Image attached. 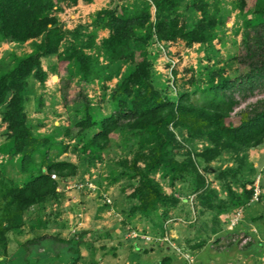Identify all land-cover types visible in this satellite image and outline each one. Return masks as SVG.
I'll return each mask as SVG.
<instances>
[{
    "label": "rangeland",
    "instance_id": "374dc122",
    "mask_svg": "<svg viewBox=\"0 0 264 264\" xmlns=\"http://www.w3.org/2000/svg\"><path fill=\"white\" fill-rule=\"evenodd\" d=\"M144 2L150 5L153 24L156 8L151 0L60 2L53 15L63 31L87 27L84 33H95L96 46L87 52L105 65L99 48L109 31L93 25L97 13L103 9L121 13L123 6L137 10ZM208 3L221 21L210 43L188 46L182 38L162 42L152 36L148 46L151 81L169 99L189 92L194 102H202L198 89L211 74L223 69L226 76L235 77L248 70L243 42L246 34L251 35L259 26L252 11L254 0H247L244 10L242 0ZM68 40L67 34L65 42ZM40 41L41 37L26 42L0 39V75L18 58L33 53ZM40 63L46 73L44 82L31 75L24 89L26 123L32 137L41 141L36 146L33 169L46 173L48 159L70 162L78 169L67 178L51 175L57 182L55 192L23 211L10 205L0 190V264H264V141L257 148L240 152L247 157L242 163L232 151L204 162L196 154L206 143L190 142L185 132L175 130L180 145L174 143L170 148L172 156L180 164L189 159L192 163L175 175L167 170L152 174L150 178L170 203L142 210V204L132 198L140 186L133 174L145 166L141 155L150 154L149 146L140 143L142 135L119 130L111 134L105 148L92 151L85 146L97 129L76 125L86 119L79 107L85 99L86 112L96 121L115 111L120 99L129 100L121 85L132 71L131 65L122 62L120 75L109 81L86 83L75 64L66 69L58 54L43 57ZM11 96L0 106V170L5 182L22 187L30 173L22 170V155L10 146V131L3 120ZM263 96L256 91L242 107ZM41 151H47L49 158ZM229 168L231 172L225 173ZM199 175L205 180L204 190L213 192L208 202L201 197L203 189H197ZM243 185L246 189L259 186V200L251 198L233 208L227 186L244 197Z\"/></svg>",
    "mask_w": 264,
    "mask_h": 264
},
{
    "label": "trees",
    "instance_id": "16d2710c",
    "mask_svg": "<svg viewBox=\"0 0 264 264\" xmlns=\"http://www.w3.org/2000/svg\"><path fill=\"white\" fill-rule=\"evenodd\" d=\"M77 1L0 0L2 41L26 42L41 37L33 53L18 58L10 70L0 75V106L12 93L3 112V120L10 131V146L16 149L15 153L22 155V170L30 173L29 181L18 187L5 182L0 170V190L4 191L2 197L10 205L20 211L33 207L55 192L57 182L51 175L67 178L75 175L78 169L73 163L50 159L45 165L46 173L33 169L34 154L39 149L36 146L41 141L32 137L26 123L24 89L26 79L31 75L44 82L46 73L40 59L55 54L59 55L61 63H65L66 69L70 64H75L86 83L95 79L109 81L120 75L122 62L127 61L131 65L132 71L121 85V90L130 96L129 100L120 99L115 111L96 121L86 112L88 101L85 99L79 107L84 109L86 119L76 125L97 129L85 146V149L92 151L105 148L111 134L119 130L130 129L142 135L140 143L149 146L150 154L141 155L145 166L137 168V174H133L139 178L140 186L132 195L142 204V210L146 207L153 210L157 204L165 206L169 202V197L150 178L152 174L167 170L175 175L178 170L186 169V164L192 163L189 159L186 164H180L172 156L170 148L177 143L175 130L182 134L185 132L186 140L190 142L198 140L206 143L202 151L196 154L204 162L215 160L224 151H232L236 160L242 163L247 157L245 154L240 156V152L257 148L263 143L264 96L244 107L242 104L256 91L264 94V0H254L252 11L259 18V26L251 35L246 34L243 42V60L247 62L248 70L239 72L235 77L226 76L223 69L211 74L205 86L198 89L202 94V102L198 103L191 99L189 92L172 100L155 89L151 81L148 46L154 34L162 42L182 38L188 46L210 43L216 37L221 21L215 12H211L208 0H151L156 8V21L153 24H150V5L147 2L137 10L123 6L121 13L101 10L93 25L109 31L99 48L103 51L105 65L87 52L96 46L95 33H84L87 27H78L72 32L63 31L53 15L54 8L57 9L60 2ZM83 1L91 3L93 0ZM246 1L242 0V10L246 7ZM197 13L200 14L198 18ZM181 17L185 18V22H180ZM67 34L70 40L65 42ZM84 37L87 39L84 40ZM47 144L45 142L43 147ZM42 153L49 158L47 151ZM228 172H231L230 168L225 173ZM204 187L205 180L199 175L197 189H203L201 197H206L202 199L208 202L213 192L205 191ZM243 188L244 197H239L227 186L231 207H240L253 197L254 187L246 189V185H243Z\"/></svg>",
    "mask_w": 264,
    "mask_h": 264
},
{
    "label": "built area",
    "instance_id": "2783aa9c",
    "mask_svg": "<svg viewBox=\"0 0 264 264\" xmlns=\"http://www.w3.org/2000/svg\"><path fill=\"white\" fill-rule=\"evenodd\" d=\"M52 178H56V176L53 175ZM259 196H260V189H259V186H256V187H254L253 200L257 201L259 199Z\"/></svg>",
    "mask_w": 264,
    "mask_h": 264
},
{
    "label": "clouds",
    "instance_id": "9594fccd",
    "mask_svg": "<svg viewBox=\"0 0 264 264\" xmlns=\"http://www.w3.org/2000/svg\"><path fill=\"white\" fill-rule=\"evenodd\" d=\"M252 200H253V197H252ZM259 200V199H258ZM254 201V200H253Z\"/></svg>",
    "mask_w": 264,
    "mask_h": 264
}]
</instances>
